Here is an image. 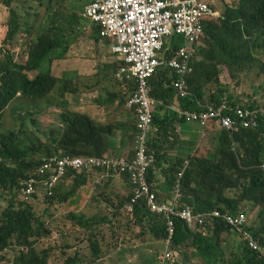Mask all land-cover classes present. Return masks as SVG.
<instances>
[{"label":"trees","instance_id":"16d2710c","mask_svg":"<svg viewBox=\"0 0 264 264\" xmlns=\"http://www.w3.org/2000/svg\"><path fill=\"white\" fill-rule=\"evenodd\" d=\"M207 1L210 7L219 14V17L203 21L204 36L201 38V44L208 41V46L198 49L197 53L203 57L196 65L197 57L192 60L193 71L187 77V89L191 94L181 99L182 107L189 110H200L201 106L206 103L204 88L207 89L210 79L213 78L218 83V77L212 75L216 65L228 67L230 70L232 67L250 65L256 62L253 50L264 51V0H238L234 6L224 7L222 14L218 12L219 8H216L213 1ZM0 4L10 9L6 40L11 42L20 29L18 14L10 3L0 2ZM63 21L70 22L66 19ZM93 27L94 35L98 40L104 39L101 35L102 28L94 23ZM45 28H40L42 33L31 46L26 64L15 63L10 53H7L5 60L0 62V114L18 95L43 99L55 90L57 79L52 73V64L54 61L66 59L72 42L68 41L60 32L67 31L69 28H59L55 22ZM170 43L173 50H176L184 44V40L182 38L177 40L174 37ZM172 55L169 52L168 56ZM122 64L123 61L120 60L117 65H112V73L101 77L99 81L111 78V82H113L115 74ZM259 68L264 74V64L259 65ZM29 72L38 74L31 79L28 76ZM59 79L72 82L68 75ZM170 79H172V75L169 70L161 68L149 83L151 98L157 104L154 109L153 125L159 128L164 127L165 131L172 129L174 119L169 123L168 118L159 119L157 111L163 109L164 105L170 104L177 94L175 89L170 86L172 84ZM125 86H129L131 93L137 88L133 82ZM224 94L225 91L212 92L208 97L209 104L216 105L226 99L234 106L250 108L264 106L258 101L241 105L232 94L228 98L224 97ZM128 99L129 97L125 101L122 100L125 107L130 111L134 110L126 105ZM109 101L115 102L112 97L109 98ZM59 118L61 127L48 128L45 131L37 129L45 137L40 138L36 133H30L26 129L0 135V192L7 191L13 195L9 198V205L0 214V262L4 258L3 251L7 247L18 245L26 248V251L17 255L13 264H50L47 251H37L34 247L35 241L31 239L34 236L42 238L50 234V229L43 227L42 221L37 218L31 204L37 198L45 197L52 200L55 197L56 204L61 205L67 202L68 217L76 220L83 227H91L93 224V222L85 220V214L80 210L82 204H75L72 200L74 197L81 198L79 189L76 190V186L63 190L62 188L69 180L75 185L86 182L93 184L92 182L96 178H100L102 172L100 169L68 170L66 176L56 184L51 196L40 192L31 200L24 202L19 192L20 181L34 174L43 158L65 155L106 158L113 156L110 153L114 150L117 151L114 141L119 129L118 124H120L117 121H95L88 114L74 110L62 111ZM32 122L35 123L33 120ZM181 122L186 123L184 120ZM212 122L210 126H219L217 122ZM219 128L220 130L216 133L214 150L209 153L207 158H197L194 163L192 160L189 161L185 168L181 180L182 203H178L179 207L189 205L195 214L209 212L213 209L238 213L243 212L248 206L254 209L258 208L251 226H249L247 218L248 226L246 228L264 249V116L260 118L257 127L242 129L232 136L221 126ZM21 131H24L22 135ZM131 132L130 138H133L134 141L137 126ZM147 144L156 156V151L161 146L160 143L148 140ZM135 147L134 141V151ZM35 150L41 152L40 157L29 155ZM134 151L130 153L129 158H133ZM155 162L156 159L153 164ZM150 169L147 173L148 181H151V179L149 180ZM176 174L170 175L172 182L175 181ZM110 178L106 179L110 181ZM126 178L130 184V191L128 196L118 204L117 208L120 212L116 211L114 214L123 215L121 213L123 212L130 222L141 228H149L158 239L166 241L167 230L164 219L151 213L143 201L137 200L133 212L126 209L125 205L132 199L134 192V185L129 176L126 175ZM1 200L0 197V202ZM174 221L175 231L170 247L178 248L179 250H176L180 253L192 246L199 251L202 236L206 234L190 230L184 221L177 217L174 218ZM114 222L121 228L123 223L121 219L111 221V223ZM207 228L214 234L211 239H203L208 244L210 251L207 264H264V252L249 248L242 236H240L241 243L236 249L228 245L227 248L226 246L221 247V242L217 241V237L234 231L223 220H216L215 224L208 225ZM135 241V238H132V242ZM97 245L92 241L94 254L99 256L100 248L98 249ZM74 260L75 258L67 259L65 264H72ZM166 264L179 263L174 260V262Z\"/></svg>","mask_w":264,"mask_h":264},{"label":"built area","instance_id":"2783aa9c","mask_svg":"<svg viewBox=\"0 0 264 264\" xmlns=\"http://www.w3.org/2000/svg\"><path fill=\"white\" fill-rule=\"evenodd\" d=\"M84 18L102 28L101 35L111 40L110 50L121 56L122 66L115 74V80L122 85L135 83L126 105L134 109L137 115L135 151L133 158L128 156L110 157H71L68 155L43 158L34 174L22 179L18 186L24 202L31 200L40 192L53 195L54 188L68 170L100 169V178L112 175H128L134 185L132 199L125 205L129 212L134 211L137 200L143 201L151 213L164 219L167 230L165 244L170 247L175 231L174 218L184 221L195 232H205L217 220H223L232 230L242 236L245 244L254 251L264 249L252 233L246 228L247 216L243 212L231 213L213 209L197 213L189 205L179 207L181 180L184 169L175 177V201L160 199L147 173L156 159L147 144L153 129L154 101L150 95V80L161 68H166L172 75L170 85L176 91L171 110L186 123L196 122L204 128L211 121L217 122L230 135L242 129L255 128L264 116V106L256 108L234 106L223 99L219 104H204L200 110L182 107L181 99L190 94L187 89V77L192 73L191 62L197 57L202 47L204 20L219 17L207 0H91L85 7ZM182 38L184 44L173 50L171 40ZM168 46L166 47V45ZM169 52L173 55L168 56ZM188 162V161H187ZM264 168V165H263ZM175 251L169 249L163 259L167 262L176 260Z\"/></svg>","mask_w":264,"mask_h":264},{"label":"rangeland","instance_id":"374dc122","mask_svg":"<svg viewBox=\"0 0 264 264\" xmlns=\"http://www.w3.org/2000/svg\"><path fill=\"white\" fill-rule=\"evenodd\" d=\"M91 0H0V2H8L11 7L17 11L20 22V29L14 40L7 42L6 36L8 25L10 22L9 7L0 4V62L5 60L7 53H10L15 63L26 64L28 53L36 39L41 35V27H46L51 23H57L59 28H69L67 31H60L64 37L72 42L69 49L67 60L69 63L65 66L67 73H62V64L59 61H54L52 64L53 75L57 79L55 90L43 99H33L18 95L13 99L8 106L0 114V135L10 131H20L26 129L30 133H36L39 137H45L37 129L45 131L48 128H58L60 118L59 115L64 110H73L72 107H77L84 103L83 100L71 99L75 92L92 91L94 89H102L106 91V99L113 96L115 102L113 104L114 119L103 121H119L118 115L125 113L128 109L123 101L127 99L131 93L129 86L117 83L115 80L111 82V78L104 81H99L103 76L100 73L105 68V65H117L119 62L116 56L111 54L109 42L100 41L94 35L93 24L83 17L85 7ZM210 1V0H209ZM218 9V12L224 11V7L234 6L238 0H211ZM69 20L63 21V20ZM46 29V28H45ZM175 39H179L175 37ZM208 46V41L203 43L201 48ZM200 53V51H199ZM69 56V57H68ZM253 56L256 62L250 65L228 67L216 65L212 73L218 77V83L215 79H210L207 86L208 95L216 91H225L224 97L228 98L231 94L234 99L242 104H251L258 101L264 105V74L261 73L259 65L264 64V51L253 50ZM200 54L195 59V65L202 58ZM65 59V60H66ZM86 62L88 73L79 76L74 73V69ZM243 67V68H240ZM112 70H110V73ZM37 72H29L28 76L33 79L37 76ZM68 75L72 82H65L59 78ZM96 76V79L93 77ZM59 80V81H58ZM123 100V101H122ZM210 103L209 99L205 101ZM75 111V110H74ZM132 120L135 117L130 110ZM134 115V116H133ZM35 121V123L32 122ZM131 120V122H133ZM130 122V124H131ZM63 128V127H62ZM220 128L217 125H212L210 131L217 133ZM21 135L24 131L20 132ZM207 152L214 150V142L209 135ZM134 144V143H133ZM134 148V147H133ZM206 153V152H205ZM29 155L40 157V151H32ZM98 185H106V178H96ZM68 188L65 185L63 189ZM86 192H81V197ZM127 193V192H126ZM13 196L7 191H1L0 197V214L9 205V198ZM126 197V196H125ZM124 197V198H125ZM84 199V198H82ZM71 201V200H70ZM85 201V199H84ZM35 214L42 221L43 227L50 229V234L42 238L34 236L31 238L35 241L34 247L37 251H47L48 262L50 264H63L67 259L75 258L77 255L91 256L90 250L93 251L91 240L96 242L100 247V256L106 253L104 259L98 260L96 263H105V260L114 262V264H166L163 259V251L165 249V241L161 240V252L157 253L156 244H146L140 242L137 247L131 251L114 253L118 247L127 246L120 243L121 228L117 223L108 222L107 226L104 222H93L91 227H83L76 220L65 219L61 220V214L68 213V205L62 207L61 204H56L55 197L52 200L45 197L35 199L32 203ZM83 205V204H82ZM81 205V206H82ZM65 209V210H64ZM257 209H252L250 206L243 210V213L249 220V226L253 224V220L258 212ZM260 226V225H259ZM134 231L128 233L126 240L132 242ZM143 239H140L141 241ZM164 243V244H162ZM83 254L81 252L85 250ZM126 249V248H125ZM26 251V248L12 245L4 251V258L0 264H13L14 259L21 252ZM94 252V251H93ZM97 257L96 255H93ZM179 255H176V260ZM90 260V259H88ZM76 262V261H74ZM181 264H184V259H181ZM197 264L200 261L197 260Z\"/></svg>","mask_w":264,"mask_h":264},{"label":"crops","instance_id":"0c3cea01","mask_svg":"<svg viewBox=\"0 0 264 264\" xmlns=\"http://www.w3.org/2000/svg\"><path fill=\"white\" fill-rule=\"evenodd\" d=\"M93 24V23H92ZM100 41H106L111 42L110 39L104 38L100 39ZM109 42V46H110ZM113 54L112 52H110ZM114 55V54H113ZM116 56L119 61L121 60V56ZM69 57V56H68ZM70 60H62L59 61L62 64H57L59 66H62L61 69L62 73H67L69 71L65 68L67 63H69ZM86 62H82V65L78 68L74 69V73H77L79 76L85 75L88 73L86 69ZM106 69H103L100 73H102V77L109 75L110 70H112V64L105 65ZM93 79H96V76L93 77ZM100 80V79H99ZM171 80V79H170ZM169 80V81H170ZM165 85V84H164ZM167 87V85H166ZM205 90V101L208 99V90L204 88ZM191 94L190 92H188ZM114 97L111 95L109 98ZM109 98L106 99V91L102 89H94L92 91H84L83 89L81 91L75 92L74 95H72L71 99H79L83 100L84 103L82 105L77 107H72L71 109L75 111H79L81 113H86L88 116L99 122L107 121L114 119L113 115V102L109 101ZM176 98V97H175ZM174 98V99H175ZM168 105H164L163 109H160L157 111L159 119H167L168 123L171 122L174 119V122L172 124V129L165 131V128H159L153 125V129L151 132V135L149 137V140L155 141L160 143V148L158 151H156V162L152 166L151 170V176H149V180L151 179L154 188L157 190V193L159 195L160 199L166 200L168 202L175 201V186L172 182V176L171 174L179 173L181 169L183 168V165L188 163L192 160V163L196 162L195 159L197 158H207L210 152H207V146L208 142L210 140L209 135L211 136V140L215 144L216 134L213 131H210V124L213 122H209L204 128L200 124L196 122L192 123H184L181 122V120L178 118L175 111H173V108L170 110L168 106L172 107V102ZM115 101V99H114ZM209 104V103H204ZM157 104L154 101L153 108L155 109ZM128 109V108H127ZM129 110V109H128ZM126 111L125 113H120L117 118H119V121H117L119 125V129L117 130V133L115 135L114 141H115V147L117 151L114 150V152L110 153L113 154V156H131L130 153L134 151V141L133 138L131 139L132 132L134 128L136 127L137 122V115L134 112V110H131L135 117L132 120L131 112ZM133 115V116H134ZM170 117V118H169ZM131 120L133 122H131ZM131 122V124H130ZM124 124V125H121ZM185 124V125H184ZM210 126L209 128H207ZM219 127V126H218ZM138 133V130L136 132V135ZM135 135V136H136ZM136 138V137H134ZM157 140V141H156ZM154 143V142H153ZM150 151L152 152V148L150 147ZM161 151V152H159ZM206 152V153H205ZM155 155V154H154ZM188 161V162H187ZM185 170V169H184ZM176 174V175H177ZM149 175V174H148ZM110 181H108V184L106 185H98L95 181H93L91 184L90 182L86 183H80L76 184L72 181H68L66 184L68 188L74 187L79 189V193L85 191L86 193L82 195L80 199H76L74 197L72 200L75 204H83L80 208V210L85 214V220L90 222H104L107 226V223L110 221H116L118 218L123 221L121 225V231L120 233L123 235V237H120L119 240L120 243L127 244V246L124 247H118L114 253L125 251H131L137 247V244L140 242L146 243L148 245L150 244H156L157 248L155 251L157 253L161 252V240L158 239L149 228H141L140 226L136 225L133 222H130L128 217L121 212L123 215H116L114 212L120 210L117 208L119 202L125 197L128 196L130 191V184L126 176L124 175H112ZM182 185V181H181ZM66 188V189H68ZM127 192V193H126ZM182 196V192H181ZM84 198V199H82ZM182 203V199L179 202V204ZM67 205V202L62 205ZM254 209V208H252ZM65 210V209H64ZM65 217L69 219L68 214H65ZM61 220L64 219V215L61 214ZM99 220V221H96ZM84 221V220H83ZM131 231L134 233L135 242H130L125 239L128 233H131ZM206 235L202 236L201 239V247L199 248V251H197L196 247H190L188 249L183 250L181 253L178 251V248L168 247L165 245V249L162 254H165L166 251L169 249L175 251L176 255H179L177 261L179 264H181V259H184V264H197V260L200 261V264H207V260L210 258V251L208 249V244L204 242V240L211 239L214 237V234L212 231L208 230V228L204 232ZM216 238V237H215ZM140 239H143L139 241ZM204 239V240H203ZM91 240V245H92ZM163 241V240H162ZM217 241L221 242V247L227 245L229 247L232 246V248L239 247L241 241H240V235L236 231H230L228 234H224L222 236L217 237ZM94 242V241H93ZM95 243V242H94ZM164 244V243H162ZM98 249L100 248L99 245H97ZM126 248V249H125ZM178 249V250H176ZM86 251L83 250V252ZM91 256L85 257L84 255L82 258H80L81 255H77L78 260L75 259L72 264H97L96 262L100 259L106 258L105 254L101 257L100 253L99 256L94 257V252L92 250L89 251ZM164 257V255H163ZM90 259V260H88ZM65 264V262H63ZM99 264H114V262L105 260V263H99Z\"/></svg>","mask_w":264,"mask_h":264}]
</instances>
